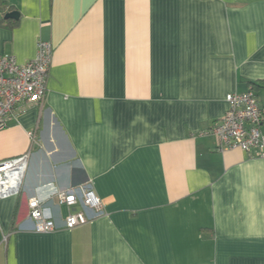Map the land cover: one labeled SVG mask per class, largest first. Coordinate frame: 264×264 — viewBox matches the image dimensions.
Instances as JSON below:
<instances>
[{"label":"crops","instance_id":"crops-1","mask_svg":"<svg viewBox=\"0 0 264 264\" xmlns=\"http://www.w3.org/2000/svg\"><path fill=\"white\" fill-rule=\"evenodd\" d=\"M40 41L45 100L0 131V162L30 153L0 264H264V159L207 134L228 94L264 105V0H0V56ZM88 181L106 215L67 229L56 195ZM32 198L57 230L32 231Z\"/></svg>","mask_w":264,"mask_h":264},{"label":"built area","instance_id":"built-area-1","mask_svg":"<svg viewBox=\"0 0 264 264\" xmlns=\"http://www.w3.org/2000/svg\"><path fill=\"white\" fill-rule=\"evenodd\" d=\"M53 53L51 43L40 41L36 57L23 65L13 55L0 56V131L25 111L26 104L44 102ZM226 102L227 112L207 133L218 140V151L239 149L254 158L264 159V105L253 87L243 93L228 94ZM29 160L30 153H25L0 162V199L20 195ZM56 200L59 206L70 211L65 220L67 229L84 226L106 215L104 203L91 181L60 191ZM28 209L32 231L57 230L55 221L47 216L39 199H30Z\"/></svg>","mask_w":264,"mask_h":264},{"label":"water","instance_id":"water-1","mask_svg":"<svg viewBox=\"0 0 264 264\" xmlns=\"http://www.w3.org/2000/svg\"><path fill=\"white\" fill-rule=\"evenodd\" d=\"M19 17H20V14L16 11L11 12V13L6 15V19H12V20H18Z\"/></svg>","mask_w":264,"mask_h":264},{"label":"trees","instance_id":"trees-1","mask_svg":"<svg viewBox=\"0 0 264 264\" xmlns=\"http://www.w3.org/2000/svg\"><path fill=\"white\" fill-rule=\"evenodd\" d=\"M262 85L261 86H263L264 87V82L263 83H261ZM257 88L258 87H256V85H253V89H254V91H257Z\"/></svg>","mask_w":264,"mask_h":264}]
</instances>
